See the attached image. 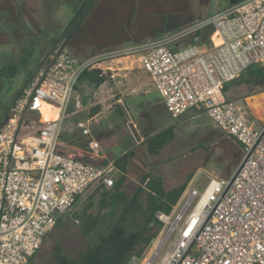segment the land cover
Wrapping results in <instances>:
<instances>
[{
  "label": "built area",
  "instance_id": "2783aa9c",
  "mask_svg": "<svg viewBox=\"0 0 264 264\" xmlns=\"http://www.w3.org/2000/svg\"><path fill=\"white\" fill-rule=\"evenodd\" d=\"M204 29L212 30L208 43L179 46V38ZM133 55L172 119L200 112L241 151L227 180L211 177L202 190L187 187L169 213L156 214L161 230L136 264H264V123L253 124L246 106L222 89L251 66L264 70V0H234L179 37L134 49L87 60L53 50L0 128V264H27L77 199L114 185L120 172L112 162L98 163L101 147L86 121L76 123L88 138L82 155L61 152L59 138L63 121L80 109L75 87L81 73ZM42 105L54 109L56 119L42 121ZM128 124L140 144L133 121Z\"/></svg>",
  "mask_w": 264,
  "mask_h": 264
},
{
  "label": "rangeland",
  "instance_id": "374dc122",
  "mask_svg": "<svg viewBox=\"0 0 264 264\" xmlns=\"http://www.w3.org/2000/svg\"><path fill=\"white\" fill-rule=\"evenodd\" d=\"M230 1L94 0L74 27L76 30L80 26L66 50L77 58L87 60L95 54L96 47H100L101 54H108L120 49H134L163 36L179 37L194 23L227 8ZM81 2L1 1L2 8L6 9L18 3L19 17L17 26L13 27L9 22L16 18H11L9 13L2 14L0 6V119L2 109L22 92L28 79L39 68L48 50L49 39L62 34L70 26L75 16L73 12ZM215 39L216 36L213 42ZM188 40L189 35L179 38V46L189 44ZM199 40L196 39V42ZM31 48L33 52L28 58L26 53ZM121 58L129 61L137 57L122 56L109 60ZM126 61L119 68L113 66L115 73L120 75L110 79V87L105 89L103 113L99 117H87L88 110L99 105L95 104L92 95L95 90L90 83L83 78L78 81L76 89L81 94L80 112L63 121L59 141L79 150L85 149L86 142L81 140L75 143L72 136L81 137L76 129L79 119L90 120L88 127L91 137L99 143L106 158L115 160L124 153L132 152L133 156L126 166L127 193L133 190L140 176L147 171L162 179L166 191L182 184H187L186 188L202 190L211 177L227 180L241 158L238 145L215 129L204 114L189 112L177 120L172 119L161 104L148 74L138 62L136 67H132ZM10 66L16 69V74L12 78H4L1 69ZM227 87L226 96L232 101L245 103L253 124L264 123V91L245 97L249 94V88L245 85L231 81ZM115 107L121 108V116L115 113ZM130 120L137 129L138 141H144L147 136L169 126H174V139L157 156H151L144 142L136 144L132 126L128 124ZM98 194L96 191L88 192L75 202L71 211L61 218L63 227L54 228L45 238L36 254L35 264H54L51 251L55 239L59 240L69 257H75L84 248L88 239L82 235V220L76 216L82 213L88 202L87 197L91 196L95 204ZM91 211L95 212V205ZM131 264L136 263L132 261Z\"/></svg>",
  "mask_w": 264,
  "mask_h": 264
},
{
  "label": "trees",
  "instance_id": "16d2710c",
  "mask_svg": "<svg viewBox=\"0 0 264 264\" xmlns=\"http://www.w3.org/2000/svg\"><path fill=\"white\" fill-rule=\"evenodd\" d=\"M91 1L86 3L71 24L69 31L75 27ZM211 34V29L197 31L189 35L188 43L204 44L209 42ZM215 36L214 34L212 39ZM195 39L200 40L196 42ZM32 52L31 48L28 56H31ZM15 74L16 69L13 66L1 69V75L4 78H12ZM82 78L94 88H98L109 78V73H103L99 69H88L81 73L78 81ZM233 82L249 88V94L245 97L262 92L264 91V70L258 65L251 66ZM222 89L226 93L227 84ZM97 110V106L92 107L89 116H94ZM173 139L174 126L161 129L144 140L146 151L151 156H157ZM132 156V152H128L114 160L115 167L120 171L114 185L109 189L95 190L99 193L96 203L94 204L92 197L88 196V202L82 213L76 216L82 220L81 233L88 239L87 244L75 257H69L56 240L52 250L54 264H131L132 261L136 263L157 237L161 224L156 219V214L169 213L187 184L165 191L162 179L151 171H147L140 176L133 190L127 193L126 166ZM107 163L108 160L99 162L100 165ZM94 205L95 212L91 211ZM54 227H63L61 218L56 221ZM33 259L34 256L27 264H33Z\"/></svg>",
  "mask_w": 264,
  "mask_h": 264
},
{
  "label": "crops",
  "instance_id": "0c3cea01",
  "mask_svg": "<svg viewBox=\"0 0 264 264\" xmlns=\"http://www.w3.org/2000/svg\"><path fill=\"white\" fill-rule=\"evenodd\" d=\"M80 25V24H79ZM210 39V38H209ZM206 43H208V42H206ZM99 48L100 47H96V51L94 52L95 54H92V56H90V58H94V57H97V56H101V55H104V54H101L100 52H99ZM116 51V50H115ZM90 58H88V59H90ZM80 59V58H79ZM86 58H83V59H80V60H85ZM124 61H126L124 58H121V59H113V60H105V61H102V62H99L97 65H96V67H95V69H99V70H101L103 73H109V78L102 84V85H100L98 88H94L91 84V86H92V88L95 90L94 92H93V99L94 100H96V103L95 104H98L99 106H97L98 107V110H97V112H96V114L94 115V116H92V117H90L89 116V111H90V109L92 108H90L89 110H88V112H87V117L88 118H90V119H93L94 117H99L102 113H103V109H104V102H103V100H105L106 99V96H105V94H106V91H105V89L106 88H109L110 87V79H114V76H118V75H120V73H115V71L113 70V66H118V68H119V66L122 64V62H124ZM131 63V65L130 66H132V67H136L135 66V64L138 62L137 61V59H133V60H129V61H126V63ZM139 63V62H138ZM43 63L41 62V64L39 65V67L42 65ZM140 64V63H139ZM138 68V67H137ZM139 69V68H138ZM77 86V85H76ZM110 90H107V92H109ZM75 92L77 93L76 95L79 97V99H80V101H81V94H79V92H78V89H75ZM142 93V92H141ZM224 93V92H223ZM143 94H144V92H143ZM224 95H225V97L227 98V99H230V98H228L227 96H226V93H224ZM160 100V99H159ZM160 102H161V104H163L162 103V101L160 100ZM241 104H243V105H245L244 104V102H240ZM95 107V106H94ZM163 107H164V105H163ZM80 108H81V106H80ZM123 108H124V106H123ZM165 108V107H164ZM166 110V109H165ZM80 112V109L78 110V112L76 113V114H78ZM119 112H121V114L119 115ZM191 112H193V113H197V114H199L200 112H196V111H191ZM115 113L117 114V115H119V116H121L123 113H122V111H121V108H119L118 109V107H115ZM75 114V115H76ZM188 114V113H187ZM200 114H202V113H200ZM186 115V114H185ZM184 116V115H183ZM182 116V117H183ZM79 120H82V119H79ZM85 120V119H84ZM174 120H177V119H174ZM87 122V125H89V122H90V120H88V121H86ZM78 130V129H77ZM79 131V130H78ZM80 132V131H79ZM80 135H81V133H80ZM73 137V140L75 141V143L76 142H80L81 140H83L84 142H86L87 143V140H88V138H86V137H83L82 135H81V137L80 138H74V136H72ZM148 137V136H147ZM146 137V138H147ZM90 138H92L91 137V134H90ZM145 138V139H146ZM93 139V138H92ZM142 142H144L143 140H141V143ZM61 147H60V150H61V152H63L64 154H72V155H82L83 153H85L86 152V150H87V148H86V144H85V149H82V150H79V149H77V148H75V147H73V146H69V144L68 143H65V142H62L61 141ZM146 147V146H145ZM128 153V152H127ZM101 156H102V159L101 160H99L98 161V163L99 162H101V161H104V160H108V162H112L113 164H114V160H110V159H108V158H106L105 157V155L102 153V150H101ZM124 154H126V153H124ZM123 154V155H124ZM122 156V155H121ZM120 156V157H121ZM119 158V157H118ZM130 159V158H129ZM116 160V159H115ZM119 170V169H118ZM120 172V171H119ZM127 173V172H126ZM173 189V188H172ZM171 190V189H170ZM166 191V190H165ZM55 228V227H54ZM53 228V229H54ZM52 229V230H53ZM47 237V236H46ZM45 237V238H46ZM45 238H44V240H45ZM44 240H43V243H44ZM59 241L58 239H55L54 240V243H55V241ZM60 243V242H59ZM54 246V245H53ZM52 250H53V248H52ZM37 254V253H36ZM36 254L34 255V259H33V264H35V262H34V260H35V257H36ZM51 255H52V251H51Z\"/></svg>",
  "mask_w": 264,
  "mask_h": 264
},
{
  "label": "flooded vegetation",
  "instance_id": "af4514ba",
  "mask_svg": "<svg viewBox=\"0 0 264 264\" xmlns=\"http://www.w3.org/2000/svg\"><path fill=\"white\" fill-rule=\"evenodd\" d=\"M1 1L2 0H0V6H1ZM7 1H10L11 3H14V0H7ZM89 0H82V2L80 3V5L78 6V8L73 12V15H75L74 16V19H73V22H74V20H75V18L78 16V14L82 11V9L84 8V6L86 5V3L88 2ZM94 0H92L91 1V3H90V5L92 4V2H93ZM99 1V0H98ZM90 5L87 7V9L85 10V12L88 10V8L90 7ZM1 8H2V6H1ZM1 12H2V14H5V13H9L10 14V17L11 18H13V17H15L16 18V20L15 21H11V22H9V20L7 21V22H9V23H11V24H13V27H15V26H17V17H19V4L18 3H15V7H12V6H10V8H2V10H1ZM14 12L16 13V15H14ZM84 12V13H85ZM83 13V14H84ZM83 16V15H82ZM82 18V17H81ZM80 18V19H81ZM6 19H8V18H6ZM79 19V20H80ZM72 22V23H73ZM71 23V24H72ZM71 24H70V26L67 28V29H65V31L62 33V34H57L56 35V37L55 38H51V39H49V47H48V50L46 51V54L44 55V59H43V61H45L46 59H47V57L49 56V54L53 51V50H55V49H61V50H66V48H69L70 46H71V43H72V39H74V35L76 34V31L78 32V28L80 27V26H78V28L76 29V30H74V27H73V31H72V33H71V31H69V29H70V27H71ZM76 26V25H75ZM71 33V34H70ZM70 34V35H69ZM69 35V36H68ZM30 51H31V49H30ZM67 51V50H66ZM29 52V51H28ZM28 52L26 53L27 54V57L28 58H31V56H28ZM68 53H70L69 51H67ZM71 55H73L72 53H70ZM32 55V54H31ZM23 58V56L21 57V59ZM20 59V60H21ZM31 79H28V81H27V84L29 83V81H30ZM27 84H26V86H27ZM25 86V87H26ZM24 87V88H25ZM13 102V101H12ZM12 102H11V104H9L7 107H5V108H3L2 109V118L0 119V122H2L3 121V119L7 116L8 117V113H9V110H10V108H11V105H12Z\"/></svg>",
  "mask_w": 264,
  "mask_h": 264
},
{
  "label": "bare ground",
  "instance_id": "6f19581e",
  "mask_svg": "<svg viewBox=\"0 0 264 264\" xmlns=\"http://www.w3.org/2000/svg\"><path fill=\"white\" fill-rule=\"evenodd\" d=\"M216 35V34H215ZM215 45L220 44V40L218 39V36L216 35V39L214 40ZM41 113V120L42 121H51L56 119V111L49 106L42 105L40 108Z\"/></svg>",
  "mask_w": 264,
  "mask_h": 264
},
{
  "label": "water",
  "instance_id": "95a60500",
  "mask_svg": "<svg viewBox=\"0 0 264 264\" xmlns=\"http://www.w3.org/2000/svg\"><path fill=\"white\" fill-rule=\"evenodd\" d=\"M234 1L232 0V1H230V3H233ZM245 104V103H244ZM74 111V108L73 107H71L70 109H68V113H71V112H73ZM7 116L3 119V121L2 122H0V127L1 126H3L6 122H7Z\"/></svg>",
  "mask_w": 264,
  "mask_h": 264
}]
</instances>
